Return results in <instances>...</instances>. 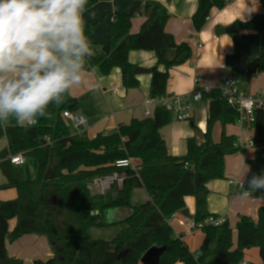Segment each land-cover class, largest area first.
<instances>
[{
  "label": "trees",
  "instance_id": "16d2710c",
  "mask_svg": "<svg viewBox=\"0 0 264 264\" xmlns=\"http://www.w3.org/2000/svg\"><path fill=\"white\" fill-rule=\"evenodd\" d=\"M232 0H198L192 21L200 32L210 18L213 8L223 9ZM264 8V0H259ZM89 0L87 8L94 5ZM145 21L137 34H133L132 15L117 14L110 25V40L90 60L86 70L98 68L103 75H110L115 68L122 74L125 88L139 87L136 66L129 61L131 51L154 52L157 68L152 72L150 98L167 95L170 71L192 59L189 43H178L166 31L170 14L154 1L145 3ZM102 20L87 22V35L94 32ZM238 30H255L264 35V13L246 22L237 21ZM164 67V71L158 69ZM239 70L231 75L239 79ZM264 74V54L247 63L246 82L251 83ZM219 88L203 91L202 101L208 105L206 132L202 141L194 136L188 139L187 153L176 157L169 153L161 129L174 119L171 111L158 106L145 119H133L130 124H120L108 134L90 138L86 132L73 134L64 119V111L78 115L79 102L69 93L62 104L49 108L50 115L38 119L27 129L14 121L0 125V137L7 136L8 148L0 153L1 169L8 179L7 186L15 188L18 197L0 202V264H24L9 256L7 240L16 241L25 235L47 237L54 257L35 264H76L75 243L86 242V264H140L142 256L154 246L166 247L160 264H239L245 252L256 248L264 264V207L259 209L258 220L240 216L236 226L238 239L235 247L233 231L225 221L221 225L204 224L216 218L208 212L207 200L199 195L207 192V184L225 179L227 156L246 150L235 146V136L225 133L228 125H236L239 112L228 103ZM221 124L220 142L213 139L214 128ZM194 126V125H193ZM196 129V126H194ZM252 131L253 159H246L248 175L264 170V111L256 110ZM23 154L36 159L38 178H26L24 170L11 164L10 156ZM139 159L137 171L132 168L117 169L115 163L123 159ZM125 176L122 187L116 184L104 194L95 193L90 186L96 179L112 176L115 172ZM1 188V187H0ZM145 189L148 200L133 204L135 190ZM260 194V193H255ZM196 198L193 221L203 224L204 241L199 253L191 252L184 235L175 236L169 223L173 215L185 207V197ZM56 197V203L53 200ZM126 209L130 214L120 221H107L104 215L114 209ZM99 212L93 214L92 212ZM16 219L15 229L9 231V221ZM120 226L111 239L112 249L104 239H94V228ZM123 255L120 259L119 256Z\"/></svg>",
  "mask_w": 264,
  "mask_h": 264
},
{
  "label": "crops",
  "instance_id": "0c3cea01",
  "mask_svg": "<svg viewBox=\"0 0 264 264\" xmlns=\"http://www.w3.org/2000/svg\"><path fill=\"white\" fill-rule=\"evenodd\" d=\"M92 7L86 9L84 17L86 23L93 20H102L99 26L88 37L93 49L99 50L102 46L110 43V25L117 14L132 15L133 34H137L145 21V3L154 1L162 4L168 10L170 18L166 25V31L172 34L178 43L187 42L193 50V57L185 64L174 67L170 71L167 84V95H192L196 90H210L219 88L220 76L231 75L232 69L239 70V81L242 89L249 94H256L264 88V74L258 75L251 83L246 82L247 63L264 54V35L255 30H238L234 33L220 32L219 29H226L237 21L246 22L255 15L264 13V8L259 0H232L223 9L213 8L210 18L201 29L196 32L192 18L198 8V0H94ZM129 61L136 67L147 69L150 73L137 75L139 87L127 89L122 82V74L119 68H115L110 75H103L98 68L86 70L85 81L82 85L70 91V95L79 102L80 117L85 119L83 132L90 138L98 134H108L115 131L120 124H130L133 119H145V112L150 110L154 113L157 104L152 102L146 105L150 99V85L152 72L157 68V58L154 52L131 51ZM164 71L163 66L158 67ZM189 114L188 121L173 119L169 126L161 129V135L166 141L169 153L172 156L181 157L187 153V141L196 136L202 141V134L206 132L207 111L206 102H196ZM69 127L72 122L66 119ZM196 126V129L194 126ZM75 129V128H74ZM225 133L235 136L242 144L252 143V131L243 130L238 125H228ZM72 132V131H71ZM73 134L80 133L75 129ZM223 134L221 124L214 128L213 139L220 142ZM7 136L0 137V153L8 148ZM246 153H237L226 157L225 179L214 180L207 184L206 200L208 212L216 218L223 219L230 224L233 231V241L237 245L236 226L240 216H248L255 221L258 220V212L264 207V199L253 197L240 198L236 195L239 188L231 185L230 181L242 182L244 173L247 172L246 159H253L255 150L252 146L245 149ZM26 178L33 179L32 171L25 157ZM3 159L0 156V202L15 200L18 192L15 188H3L7 186L8 179L1 169ZM136 165H140L139 159H134ZM139 192V193H138ZM141 201L148 200V194L144 189L135 190L133 197L137 194ZM255 194L254 196H259ZM140 201V200H138ZM137 202L136 204L143 203ZM185 207L190 214L195 215L196 198L185 197ZM130 211L122 208L108 211L104 215L107 221H120L127 217ZM189 219L180 213L175 214L171 226L175 236L184 235V241L191 252L198 254L204 241V233L200 230L190 231L186 222ZM193 220V219H192ZM17 225V220L9 221V231L12 232ZM101 228H94L99 230ZM94 239H103L100 236H93ZM110 240H105L107 248L112 249ZM77 249L76 264H86L84 252L86 242L75 243ZM7 250L10 257L23 261L24 264H35V261L43 262L54 257L47 237L42 235H25L16 241L7 240ZM248 256V255H247ZM250 256L254 262L248 264H261L259 252L256 249ZM249 257V256H248ZM247 257V258H248ZM142 264V263H140Z\"/></svg>",
  "mask_w": 264,
  "mask_h": 264
},
{
  "label": "clouds",
  "instance_id": "9594fccd",
  "mask_svg": "<svg viewBox=\"0 0 264 264\" xmlns=\"http://www.w3.org/2000/svg\"><path fill=\"white\" fill-rule=\"evenodd\" d=\"M89 0H0V125L27 129L82 85L95 51ZM243 175L240 198L264 199V170ZM260 193L259 196H254Z\"/></svg>",
  "mask_w": 264,
  "mask_h": 264
},
{
  "label": "built area",
  "instance_id": "2783aa9c",
  "mask_svg": "<svg viewBox=\"0 0 264 264\" xmlns=\"http://www.w3.org/2000/svg\"><path fill=\"white\" fill-rule=\"evenodd\" d=\"M220 86L219 89L225 94L227 97L228 103L236 108L239 112V119L237 120L236 125L241 127L243 130H248L253 123L255 122V113L256 110L262 109L264 111V88L256 94H249L245 92L242 87L240 81L233 77L232 75L222 74L220 76ZM203 91L209 90H196L194 94L181 96V95H173V96H162L159 99H148L146 101V105H150L152 102H155L158 106L162 108H166L172 112L174 119L178 121L188 120L189 114L193 109V105L196 102L202 101V93ZM146 116H151L152 113L150 110L145 112ZM64 119H68L72 122L73 127L78 132H83L85 127V119L80 117L79 115H75L69 111H64L63 113ZM36 125V124H34ZM253 144H242V141L237 140L235 142L236 147H240L246 149ZM10 162L14 166H22L25 164V158L23 154H18L14 156H10ZM115 167L117 169L124 168H132L137 171L139 169L138 165L135 164L133 158L119 160L115 163ZM125 179L124 175H121L119 172H115L112 176L96 179L93 184L90 186L92 191L95 193L104 194L107 190L111 189L112 184H116L118 187H122L123 181ZM109 180V181H107ZM241 182L230 181L231 185H235L239 188V184ZM255 195V194H254ZM169 219V223H171L173 217ZM225 221L219 218H209L204 221V224H213V225H221ZM187 228L192 232L195 230H200L203 227V224L197 225L193 220H188L186 222ZM175 264H184L181 261L176 262ZM239 264H248L246 261H242Z\"/></svg>",
  "mask_w": 264,
  "mask_h": 264
},
{
  "label": "water",
  "instance_id": "95a60500",
  "mask_svg": "<svg viewBox=\"0 0 264 264\" xmlns=\"http://www.w3.org/2000/svg\"><path fill=\"white\" fill-rule=\"evenodd\" d=\"M220 32H226V33H234L237 31V28L232 25L226 29H222L220 28L219 29ZM142 73H150L149 70L147 69H143V68H139V67H136L135 68V74L138 75V74H142ZM206 198V192H203L202 194L199 195V199L200 200H205ZM56 203V197L54 198L53 200V204ZM93 214H99V212H92V215ZM180 214L191 220L193 219V216L190 214L189 212V209L187 208H184L183 210L180 211ZM166 251V247H157V246H154V247H151L141 258V261L140 263L142 264H160V260H161V256H163V253ZM123 255H120L119 256V259L122 257Z\"/></svg>",
  "mask_w": 264,
  "mask_h": 264
},
{
  "label": "rangeland",
  "instance_id": "374dc122",
  "mask_svg": "<svg viewBox=\"0 0 264 264\" xmlns=\"http://www.w3.org/2000/svg\"><path fill=\"white\" fill-rule=\"evenodd\" d=\"M183 121H188V120H183ZM70 130L72 132H75V129H74L73 126H70ZM27 159H28V165L30 166V169H31L30 171H32V173H33L32 175H34L32 177L33 179H31V180H35V179L38 178V163H37L36 159H33L31 157L27 158ZM24 173H25V171H24ZM25 176H28V175H26V173H25ZM27 178H29V177H27ZM107 181H109V180H107ZM141 193H143V192H140V194H137L136 196H134L132 198V203L133 204H136L137 202H143V201H141L143 199H139L138 198L139 197L138 195H141ZM138 200H140V201H138ZM119 231H120V226H111V227H108V228H102V229H99V230H93V236L94 235L95 236H100L101 238H103L105 240H110V238H113ZM255 251H256V248H252V249L246 251L245 252L244 261L254 262L253 261V259H254L253 256H250V255H251L252 252H255Z\"/></svg>",
  "mask_w": 264,
  "mask_h": 264
}]
</instances>
